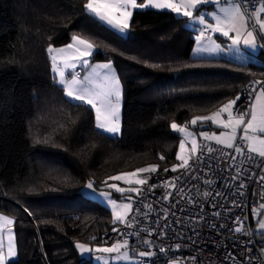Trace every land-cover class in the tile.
<instances>
[{
  "label": "trees",
  "instance_id": "trees-1",
  "mask_svg": "<svg viewBox=\"0 0 264 264\" xmlns=\"http://www.w3.org/2000/svg\"><path fill=\"white\" fill-rule=\"evenodd\" d=\"M86 2L0 0V214L15 218L19 251L8 264H94L76 244H113L104 238L117 224L110 208L82 195L85 185L103 187L110 176L149 166L174 172L180 135L171 124L192 126L239 95L237 107L244 87L264 82V49L245 58L196 57L199 31L188 18L137 10L122 35L88 15ZM74 33L94 38L92 62L110 59L122 81L121 137L98 134L95 110L66 102L53 82L46 48L71 43Z\"/></svg>",
  "mask_w": 264,
  "mask_h": 264
},
{
  "label": "snow or ice",
  "instance_id": "snow-or-ice-1",
  "mask_svg": "<svg viewBox=\"0 0 264 264\" xmlns=\"http://www.w3.org/2000/svg\"><path fill=\"white\" fill-rule=\"evenodd\" d=\"M224 2L229 3V7H223ZM213 4L219 6L218 11L222 15H217L216 11L204 12L200 10V5ZM156 8L160 10H171L172 12L189 18L190 24H199V34L195 37V43L197 48L193 52L194 56H199L205 52L210 55H215L220 52H224L225 49L212 38L213 33H218L223 37H227L231 41L227 45L229 52H235L239 55H243L240 49L241 42L243 45L250 49L253 53L258 48L264 47V0H261V6L258 9L249 11L247 6V0H179V3L174 0H87L84 4L85 12L92 16L97 21L111 28L116 29L120 33L126 34L130 29V22L133 16V12L136 9ZM195 13V14H194ZM210 16L215 23L208 22L207 18ZM234 33V35H230ZM49 39H51L49 37ZM261 41V43H258ZM71 43L63 47H55L49 44L46 48V53L49 56L52 64V71L54 73L53 82L58 85L59 90L63 91L66 98V102L75 106L88 105L91 109L95 110V127L100 133H109L113 136L121 133V115H120V102H121V87L120 80L115 74L113 68V62L109 59L102 64L90 65L89 57L94 55L96 44L94 38L86 37L84 35L73 34L71 36ZM79 64L82 67H91V73L79 76V73L75 72V68ZM153 67H159L158 64L152 65ZM68 69H73L72 72H68ZM97 69H103V72L97 71ZM264 84L262 81H253L250 85L251 91L249 92V107L241 112L239 108H236L237 100L240 96L237 95L235 99H230L226 104L222 105L217 112L208 116L195 117L191 120L192 125H196L197 121L205 122L210 121L213 125L222 127L227 131H224L220 136L215 134H209L207 131L202 132L200 135L205 140H215L216 144L223 145L227 148H234V151L243 155L242 148L240 146L234 147V142L237 139V130L242 129V135L240 139L247 143V149L249 154L255 153L260 157H264V87L259 90L255 85ZM253 94H255L253 96ZM227 113V119H222V115ZM173 130L181 133H186L185 128L179 127L176 123L171 124ZM186 137H191V152L196 153L198 145L195 137L191 133H186ZM207 147V152L211 153L214 149L210 146ZM180 153L184 152L185 143L182 141L179 145ZM203 152L200 159H202ZM252 158L251 155L248 156ZM160 159H164L163 156ZM177 160L181 161L179 166L174 165L172 171H177V167L188 169L189 161L184 155L178 154ZM235 159V157H233ZM157 166H149L137 169L131 173H122L116 176L108 177L111 181H123L125 184L145 185L147 178H139L141 173H155ZM168 171V169H164ZM174 180H180V177L173 178ZM236 179V177H233ZM264 179V177H262ZM108 180L104 181L105 185L115 191L135 192L140 195V188L129 187L127 189L119 187L115 183H108ZM205 183L211 184V181H205ZM171 186L177 188L174 183L165 182V187ZM156 184L149 185V191L154 189ZM244 184L241 183L239 188H244ZM91 190V191H89ZM178 191L183 192L182 185L177 188ZM94 188V182L89 181L85 185V189L82 195H96ZM243 195V193H240ZM171 192H166L163 197L167 200L171 196ZM204 195L210 196L211 193H204ZM216 195L223 197V193H216ZM99 196L103 197L112 206V215L114 224H125L127 228H132L137 223L136 217L140 214L139 208L135 210V215L132 219H128V214L133 211L131 204V197L126 199L129 202L117 205L115 200L111 199V194L108 192H100ZM190 203L194 201L189 200ZM235 204V201L233 202ZM173 207L175 205H172ZM239 207V205H236ZM144 207L150 208V205H144ZM264 207V205H261ZM24 211L29 216L32 215L31 211L25 207ZM167 211V209H164ZM143 215L147 216L148 213ZM174 215V213H173ZM215 216H219L220 213H213ZM168 219L167 216L164 217ZM238 219V218H237ZM0 232L3 231L5 225H13V219L0 216ZM169 225L165 224L163 228H167ZM220 227H224L221 225ZM114 232L120 231L119 227H113ZM258 230H264V220L259 221ZM141 231H148L151 233L152 229H141L134 234L140 236ZM240 233L242 228L236 227L235 229H229ZM127 235H133V233H126ZM166 235V233H163ZM264 235V231H261ZM143 240V238L141 237ZM143 243L147 246V250L139 251L138 254L141 258H151L155 254L151 251L153 242L143 240ZM179 248V245L176 246ZM76 248L80 250L81 254L90 253L93 249H90L84 244H76ZM129 241L127 239L117 240L111 246L108 247H96L94 249L97 253L114 254V259L125 261L129 260ZM159 251L165 253L167 250L165 247L160 246ZM247 251H251L248 248ZM17 256L16 246L13 242V232L11 227L8 228V244L7 251L0 239V264H8V262ZM227 258L235 261V256L229 252ZM189 259L195 260L196 257H190ZM251 257H245V260L250 261ZM18 264V262H14ZM141 264H144L143 259ZM172 264H179V261L173 260Z\"/></svg>",
  "mask_w": 264,
  "mask_h": 264
},
{
  "label": "built area",
  "instance_id": "built-area-1",
  "mask_svg": "<svg viewBox=\"0 0 264 264\" xmlns=\"http://www.w3.org/2000/svg\"><path fill=\"white\" fill-rule=\"evenodd\" d=\"M247 6L249 11L258 9L261 0H247ZM82 72V69L78 71L80 76ZM250 85L251 83L242 89L243 101L236 107L240 111L250 102ZM255 87L260 89L256 85ZM200 143L198 156L187 170L144 174L143 178H147V183L142 185L141 193L128 218L132 219L135 210L139 208L140 214L136 217L138 222L132 228H127L125 224L112 226L104 238L105 242L127 239L129 244L137 247L138 253L147 250L143 240L152 241L153 257L141 258L137 254L144 264H172L173 260L179 261V264H264V241L256 237L251 223L254 218L264 214V207H261L264 205V157L249 154L247 143L241 139L234 147L240 146L243 155L236 153L234 148L218 145L213 140L203 138ZM206 146L212 147L214 151L208 153ZM249 155L252 156L251 159L248 158ZM175 177L181 179L174 180ZM205 181H211V184ZM165 182L174 183L177 188L182 185L183 192L171 186L165 187ZM153 183L156 187L149 191V185ZM241 183L244 188H239ZM166 192H171L172 195L164 200ZM208 192L211 195L206 197L204 193ZM218 192L223 193V197L216 195ZM189 200L194 202L190 203ZM215 212L220 215H213ZM144 213L148 215L145 216ZM165 216L168 217L167 220L164 219ZM165 224L169 226L162 229ZM221 225L224 227H220ZM117 226L119 233L112 230ZM236 227L243 231H229ZM141 229L152 231H141L140 236L134 234ZM160 246L167 251L161 253ZM248 248H251L250 252L247 251ZM229 252L235 256V261L227 258ZM190 257L196 259H189ZM245 257L252 259L248 261Z\"/></svg>",
  "mask_w": 264,
  "mask_h": 264
},
{
  "label": "rangeland",
  "instance_id": "rangeland-1",
  "mask_svg": "<svg viewBox=\"0 0 264 264\" xmlns=\"http://www.w3.org/2000/svg\"><path fill=\"white\" fill-rule=\"evenodd\" d=\"M198 34L199 33H197V35ZM212 38L216 41V43L220 44L222 48H224L225 46H227L228 44L231 43L230 40H228V39H221V38H220V42H219V39H218L217 36H215V37L212 36ZM223 41H226V42H223ZM239 47H240L241 51L243 52V55H239V54H237L235 52H229L228 50H226V47H225L224 48L225 51H228V52H226L228 54L227 57H233V58H240V57H242V58H245V55H247L248 52H249L248 49H246V48L243 47V43L242 42H241V44H240ZM195 49H194V51H195ZM263 49L264 48L261 47V49H259L258 51H256L257 52L256 54H258L259 52H261ZM223 56H225V55H223L222 52L217 53L215 55H210L209 53L205 52V53H203V54H201L199 56H196V57H223ZM88 59H89L90 65H96L98 63H104V62L93 63L92 62V56L89 57ZM80 67L83 68V70L85 69V71H86L85 72V75L91 73V67H82V66L78 65L76 68H80ZM68 70L71 71V72L73 71V69H68ZM97 71L103 72L104 70L103 69H97ZM115 74H116V71H115ZM116 76L119 78L118 74H116ZM80 77H83V75L80 76ZM119 80H120V78H119ZM120 87H121V96H123L124 87H123V84H122V81L121 80H120ZM123 107H124V100L121 101V104H120L121 125H122V119H123ZM200 117H203V116H200ZM198 122L199 121H197V124L196 125H198ZM176 124L179 127L185 128L186 133H191L195 137L196 142H197V145H198V149H199L200 139L203 138L200 134L202 132H204V131L198 130L196 128L197 127L196 125L189 126V125L180 124V123H176ZM174 131L177 132V133H179V135H180L179 145H180V143L182 141L185 143L184 152L183 153H180V149L178 148L177 155L178 154H182V155L185 156V158L188 159V161H190L192 159V157L195 155V153H192L191 152V137H186V133H181V132L176 131V130H174ZM107 134H109V133H107ZM109 135H111V134H109ZM237 135H239V137H241V135H242V129H238L237 130ZM111 136H113V135H111ZM121 136H122V127H121V133L119 135H116L115 137H121ZM239 137L237 138V140L239 139ZM198 149H197V152H198ZM180 163H181V161L176 160V162H175L174 165L179 166ZM134 171H136V170H132V171H129V172H123V173H131V172H134ZM119 174H122V173H118L116 175H119ZM143 174L144 173H141L140 176H139V178H143ZM108 183L109 184L115 183L119 187L125 188V189H127L129 187L140 188V186H141V185H135V184H132V185L125 184L123 181H111L110 180V182H108ZM94 188H95L97 194L96 195H89L87 197L90 198V199H92V200H96V201L102 203L103 205H105L108 208H110L111 211H112L111 204H109L107 201H105V199L103 197L99 196V193L100 192H108V193H110L111 194V199L112 200H115L116 203H117V205L122 204V203L129 202L126 198L130 196L132 198L131 199V204H132V208H133V205L135 203L136 196H137V194L135 192H131V193H129V192L120 193V192L115 191V189L108 188L105 184L103 185V187H97L96 185H94ZM84 189H85V187H84ZM84 189H83V191H84ZM89 191H91V190H89ZM130 213L128 214V216L130 215ZM0 216H4V217L11 218L14 221V224L13 225H10V226L9 225H5L4 228H3V231L0 232V239H2V242H3L4 246H5V251H7L8 228L11 227V229H12V232H13V242H14V244L16 246V250H17V256L15 258H12L10 260V261H12V260L17 259L18 258V254H19V251H18V239H17V232H16V220H15V218L9 216L8 214H1ZM261 220H264V214L261 215L259 218H256L255 221H254V225H255V228H256V230H257L258 233H261V231H264V230H258L259 221H261ZM3 223H4L3 221H0V224H3ZM78 243L79 244H84V245L88 246L90 249H93V251H91L90 253H84V254H81V255H82V257L93 259L94 264H141V261H140L139 257L138 256H135V254L133 253L130 245H129V249H128V251H129V260L125 261L123 259H120V260L114 259L113 258L114 257V254L110 255V254H107V253H97V252L94 251V249L96 247H108V246H111L112 244H110V245H93V244L87 243V242H78Z\"/></svg>",
  "mask_w": 264,
  "mask_h": 264
},
{
  "label": "crops",
  "instance_id": "crops-1",
  "mask_svg": "<svg viewBox=\"0 0 264 264\" xmlns=\"http://www.w3.org/2000/svg\"><path fill=\"white\" fill-rule=\"evenodd\" d=\"M174 2H176V3H179V0H174ZM222 6L223 7H229L230 5H229V3H227V2H224L223 4H222ZM200 7V10L201 11H204V12H210V11H213V10H215L216 11V14L217 15H222V13H220L219 11H218V8H219V6H217V5H213V4H207V5H200L199 6ZM148 9H156V8H146V9H136V10H134V12H133V16H134V14H135V12L137 11V10H148ZM156 10H160V9H156ZM167 11H171V10H167ZM175 13V12H174ZM177 14V13H176ZM195 14V13H194ZM133 16H132V18H133ZM179 16H182V15H179ZM182 17H184V16H182ZM186 18H188V17H186ZM207 18V20H208V22H211V23H215V21H213L212 19H211V17L210 16H208V17H206ZM131 21H132V19H131ZM130 24H131V22H130ZM188 24L193 28V29H196L197 31H199V28L201 27L199 24H190V22H189V18H188ZM111 28V27H110ZM113 30H115L116 32H118V33H120L119 31H117L116 29H114V28H112ZM129 33V30H128V32L126 33V34H124V33H121L122 35H127ZM213 36H217L218 37V39H219V41H220V38L221 39H228L227 37H223V36H221L220 34H218V33H213L212 34ZM230 35H234V33H230ZM223 42H226V41H223ZM258 43H261V41H259V39H258ZM197 47V45L195 46V48ZM226 47V50H227V46H225ZM224 47V48H225ZM243 47L244 48H246L244 45H243ZM264 48V47H263ZM247 49V48H246ZM259 49H261V48H258L257 49V51L259 50ZM248 51L250 52V54H252L253 52L250 50V49H248ZM226 52H228V51H224V52H222L223 53V55H228ZM248 52V53H249ZM257 52H255L254 54H256ZM105 63V62H104ZM98 64H102V63H98ZM79 64H77V66H78ZM76 66V67H77ZM113 68L115 69V66H113ZM80 69H83V68H75V72L76 71H78V70H80ZM69 71V70H68ZM69 72H71V71H69ZM85 69H84V72H83V76L85 75ZM262 87H264V85L262 86ZM121 101H123V96H121ZM120 104H121V102H120ZM222 119H227V115L226 116H224V114L222 115V117H221ZM212 124V123H211ZM213 125V124H212ZM210 135L211 134H215L216 136H220V134L222 133V132H224V131H227L226 129H212V130H210L209 131V129H207L206 130ZM239 137V135H237V138ZM236 142H237V139H236V141L234 142V145L236 144ZM1 215V214H0ZM11 219V218H10Z\"/></svg>",
  "mask_w": 264,
  "mask_h": 264
}]
</instances>
